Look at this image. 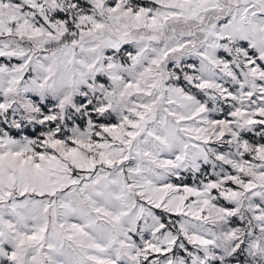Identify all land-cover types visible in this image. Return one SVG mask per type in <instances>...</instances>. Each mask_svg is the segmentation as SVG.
<instances>
[{"label": "snow or ice", "instance_id": "snow-or-ice-1", "mask_svg": "<svg viewBox=\"0 0 264 264\" xmlns=\"http://www.w3.org/2000/svg\"><path fill=\"white\" fill-rule=\"evenodd\" d=\"M0 264H264V0H0Z\"/></svg>", "mask_w": 264, "mask_h": 264}, {"label": "rangeland", "instance_id": "rangeland-1", "mask_svg": "<svg viewBox=\"0 0 264 264\" xmlns=\"http://www.w3.org/2000/svg\"><path fill=\"white\" fill-rule=\"evenodd\" d=\"M30 134H32V133H30Z\"/></svg>", "mask_w": 264, "mask_h": 264}]
</instances>
